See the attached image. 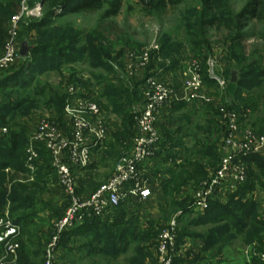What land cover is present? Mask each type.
<instances>
[{
	"label": "trees",
	"instance_id": "1",
	"mask_svg": "<svg viewBox=\"0 0 264 264\" xmlns=\"http://www.w3.org/2000/svg\"><path fill=\"white\" fill-rule=\"evenodd\" d=\"M23 1L0 0V52L3 51L9 39L13 18L20 16ZM121 1L38 0L42 17L37 20L29 19L28 25L24 29L25 34L29 35L32 32L35 34L34 43L31 45L28 57L21 58L24 62L20 68L11 71L7 76H0L1 126L9 129L8 119L12 114L18 113L21 116H28L31 110L39 104L38 98L41 99L45 107L53 110L57 116L63 114L67 99L66 91L65 93L62 91L53 92L47 85L41 86L37 83L32 88V81L36 76L54 71L61 73L60 68L62 66H71L80 62L88 63L93 69L102 68L105 72H110L109 63L107 64V62H110L113 58L114 47L106 41L101 33L93 31L86 37H82V34L71 26L60 28L55 24L58 18L84 13L102 12V19L114 18L120 12ZM185 1L159 0V7L160 9L167 6L175 8L184 4ZM190 18L195 19L192 23L186 19V27L188 36L191 39V51L196 59L199 58L203 61L211 52L207 29L219 27L228 32L230 43L227 45L224 60L232 68L227 67L225 79L227 89L231 95H234L237 103H233V108L239 113L250 111L255 114L256 107L259 106L260 102L264 103V92H257L264 84L261 81L264 78V70L260 61L256 59L248 61L246 59L244 42L248 37L247 30L250 23L253 21L257 23L264 22V0H249L246 7L237 15L232 14L225 0H201V10ZM17 35L21 43L22 41H28V36L22 39L21 37L24 34L17 32ZM167 47H171L169 42H165L161 46L160 53L162 56L166 52V57L179 52L177 48L174 51L166 50ZM116 56H119V53ZM170 65L169 71H174L175 68L180 67V61L171 62ZM233 71L238 74L236 84L230 82ZM202 75L206 86L213 88L215 83L209 79L205 64L202 67ZM108 82L110 81L103 78L99 79V83L102 84V92H104L102 96L113 107L112 112L121 114L119 115L120 118L125 121L129 117L123 115V112L131 105L132 99L135 97L129 93V90L115 87ZM130 119H132V121L130 120L132 123L127 127L123 126V132L116 136L117 139L124 140L126 136H129L127 129H131L134 124L133 118L130 117ZM205 125L208 127H198L200 133L214 137L218 135L214 123L206 122ZM12 126L17 125L12 124ZM18 128L19 131L9 130L6 137L0 138V216H2L4 206L9 202L11 204V219L23 228L24 225L26 226L27 221H31V223L34 221L31 216L36 211L31 208L35 206V203L30 205L32 200L26 196L22 184L20 185V182L13 177V173L25 172L23 153L25 145L27 147L28 143V135L24 131L25 126L21 127L19 125ZM163 142L164 139H162V145ZM38 154L43 166L48 168L50 166L49 154L42 147L39 149ZM181 157L177 165H175V159L170 154L162 158L164 165L170 162V167L167 171L169 179L162 183L163 198L159 204V209L163 211L164 217L178 210L183 211L182 217L188 216L184 227L179 229L177 245L182 244L186 238L194 242H200V244L198 243L200 254L194 255L191 252L187 255L186 258L189 264H221L214 261L225 246L221 242L223 239L230 241V239L232 240L237 236H245L246 242L249 243L257 240L260 245L259 251L263 252L264 243L260 242V233L264 230V223L255 214L257 206L247 198V194L256 188L255 182H259L261 177H264V157L254 155L244 159L245 164L249 167V177L246 183L241 186L237 193L228 198L226 204H222L216 199L212 201L203 215H191L188 210L191 204L188 205L187 201L178 200V198L183 188L189 184L196 188L206 179L207 168L211 170L217 167L221 158V145H208L205 142L197 143L191 150L185 152L184 157ZM254 168L258 173L255 174ZM5 171H8V173ZM43 171L45 169L41 167L39 173L36 174L37 177L44 176ZM5 179L10 181L11 187L8 197L3 189ZM98 187L99 185L93 184L92 187H89V190H96ZM164 207L170 208L169 214H164ZM17 212L22 213L15 216ZM125 216L124 212H119L112 224L103 223L100 218H91L83 225L64 233L58 246L66 247L73 237L87 238V243L82 248H87L93 244L103 245L102 249H98L99 251L93 249L91 255L100 254L115 260L117 256L125 254L128 247L134 244L136 246L134 256L126 264H146L145 262L148 260L153 261L150 249L148 250L141 245L155 242L164 218L149 221L146 230H142L137 219L126 220ZM207 225L210 226V229L203 235L190 231V228L196 229ZM229 234H232V236L229 237ZM18 241L20 244L22 243L20 239ZM196 247L194 245V248ZM213 250H215L216 255L211 254ZM19 253L24 254V249ZM3 254L4 248L0 245V258ZM190 255L192 256L190 257ZM21 259H23V256ZM251 264H264V262L255 257L252 259Z\"/></svg>",
	"mask_w": 264,
	"mask_h": 264
},
{
	"label": "built area",
	"instance_id": "2",
	"mask_svg": "<svg viewBox=\"0 0 264 264\" xmlns=\"http://www.w3.org/2000/svg\"><path fill=\"white\" fill-rule=\"evenodd\" d=\"M18 17L13 18V23ZM19 46L17 31L13 29L0 56V74L11 69L21 59ZM159 52L157 43L141 52H127L124 71L115 69L119 80L131 81L134 88L138 89L142 104L140 109L134 111L135 137L131 148L120 157L113 175L91 196L83 199L77 195L76 174L90 165L92 149L100 146L107 136L105 119L92 94L67 87L63 115L68 120V131L52 116L38 120L28 136L24 163L28 181L32 182L36 175L40 165L38 151L42 147L49 154L58 186L70 203L64 216L54 224V236L48 245L44 264H55V251L64 233L91 218L103 219L124 203L138 205L148 201L149 179L142 174L140 167L155 158L161 149L163 137L157 126L160 114L170 109L177 99L172 76L178 78L184 91V102L201 107L214 104V99L205 91L202 68L197 60H192L187 70L180 69L174 75L170 71L167 75L164 69L149 70ZM170 64L165 63L169 69ZM206 67L209 79L221 94L219 103L215 105V118L222 132L221 158L212 173L195 188L188 208L191 215H203L215 199L227 197L228 200L237 193L247 181L244 159L254 155L264 157V134L257 135L249 126H244L249 111L239 113L233 108L232 100L225 93L227 81L215 76L213 62L208 61ZM145 72L146 76L137 81V74ZM8 133L9 129L0 125V138L6 137ZM182 216L183 212L162 225L152 247L156 257L154 264H173ZM20 232V226L7 213L0 216V245L4 248L0 264H17Z\"/></svg>",
	"mask_w": 264,
	"mask_h": 264
},
{
	"label": "rangeland",
	"instance_id": "3",
	"mask_svg": "<svg viewBox=\"0 0 264 264\" xmlns=\"http://www.w3.org/2000/svg\"><path fill=\"white\" fill-rule=\"evenodd\" d=\"M226 4L229 8V10L232 12L233 15L239 14L247 5L249 0H225ZM201 10V0H186L184 4L177 6L175 8L172 7H166L163 9H160L159 7V0H122L121 1V9L119 14L110 19H102V12H96V13H84L79 15H71V16H64L62 18H58L56 20V26L57 27H66L71 26L78 32L82 34V37H86L89 33L96 31L101 33L106 41L108 43L112 44L114 47L113 51V58L110 62H107L108 67L110 68V72H105L102 68L93 69L90 67V65L86 62H80L75 65H66L62 66L61 73L57 72H47L41 76H36L34 80L32 81V88L35 86V84L47 85L53 92L56 91H62L65 93L67 87H73L74 89L78 90L79 92H85V93H93V100L98 104L100 107L103 117L105 119V122L108 120L109 122H116L121 123L123 126H128L131 124L133 118L134 122V111L133 108L136 103L139 102L140 95L138 92H136L133 88L134 85H132V82L127 80H119L118 74L115 72V69L118 71L123 72L124 71V65H125V55L127 52L130 51H136L141 52L148 48L150 45H153L157 43L160 47L165 43L169 42L170 48H165L166 50L170 49L169 51H174L176 48L179 50V52L176 54H172L170 57H166L167 54L164 53L162 56L159 52V56L155 58V66L158 67V70L160 68V63H166V62H174V61H180V67L175 68L174 71H172L173 75L175 71H178L180 69L187 70L189 67V63L192 60H197L199 64L201 65V68L204 66H207L208 61L214 63L213 72L215 76L220 77L222 79H225V73L227 67L231 69L232 67L229 66L225 60V51L227 49V45L230 43L229 41V34L226 30L219 27H213L207 29V38L211 45V52L209 54L210 57H206L205 60H199L196 59L191 51V39L188 36V29L186 27L187 21L192 23L195 18L192 17L193 14L198 13V11ZM59 13V12H58ZM42 17V10L41 6L38 3V0H24L22 2V11L20 13V16L18 17V20L13 23L11 22L10 31L15 29L18 33L24 34L21 38H25L28 36V41H22V43L18 40L20 46L23 43H27L28 47H31V45L34 43V32L28 34L24 33V29L27 27V23L29 22V19H40ZM187 19V21H186ZM22 25V26H21ZM247 40L244 42V50L247 55L248 61H252L254 59L260 61L262 64V69L264 70V22L263 23H257V22H251L250 26L247 30ZM119 56H116L118 55ZM2 52H0V55ZM29 54V52H28ZM166 58H165V57ZM219 56V59H217L216 64V57ZM166 59V60H165ZM23 60L19 59L16 64L9 69L8 72L4 73L3 75L0 74V76H7L11 71H15L16 69L20 68L23 64ZM223 66L222 70L218 69V65ZM113 63V64H112ZM160 64V65H159ZM113 65V66H112ZM207 68V67H206ZM152 69L150 66L149 70ZM237 69V68H236ZM152 70V71H153ZM224 71V72H222ZM218 72V73H217ZM223 74V76H220ZM74 77V78H73ZM174 81V85H179L178 78L176 75L172 76ZM73 78V79H72ZM103 78L106 80H109L110 84H113L115 87H121L125 90H129V93L132 94L135 98L132 99L131 105H129L126 110L123 112V115H128L129 118H127L125 121L124 119H121L119 115L114 113L113 115H106L105 109L110 108L109 110L112 111L113 107L109 104V101L107 99L103 98L102 96V87L101 83H99V79ZM166 79V78H165ZM72 80V82H71ZM264 83V78L261 80ZM175 88V87H174ZM205 91L210 95V97H213L214 100L219 101L220 98V92L218 91L217 87L208 88L206 86ZM209 91V92H208ZM259 92H264V84L262 85ZM226 95L230 98V93L228 89L225 90ZM2 99V96L0 95V100ZM39 104L36 105V108L31 110L30 114L28 116H21L18 113L10 115L9 121V130L11 131H19L20 129L18 126L20 125L25 126V134L28 136L31 135L33 132L36 122L41 119H47L53 116L52 113H54L53 110L48 109L45 107L41 99L38 98ZM216 105V104H215ZM214 106V105H213ZM212 106V108H213ZM209 110L210 108L207 107ZM256 114H258V122L257 125L261 127L264 123V103L260 102L259 106L256 107ZM59 119V125L64 129L65 123L62 121L63 118L66 119V117L60 115L58 116ZM57 118V116L53 117ZM120 118V119H119ZM67 120V119H66ZM120 120V122H119ZM131 120V121H130ZM68 121V120H67ZM12 124H16L17 126H12ZM64 125V126H63ZM204 128H207L208 126H201ZM258 127V130L260 129ZM127 132L129 133V136H126L123 140L122 147L119 150V157H112L109 156V161H107L106 165L108 167L100 168V166L97 168L95 167V171L88 170L87 172L83 173L84 177L90 176L92 178V181H94V184L103 181L104 179H108L113 175L114 169L120 159L124 154V152H127L134 140V124L132 125L131 129H127ZM259 135L261 132H257ZM264 134V133H263ZM262 135V134H261ZM163 136V135H162ZM164 138V137H163ZM111 138L109 139V141ZM108 142V141H107ZM192 145V144H191ZM191 145H189L191 147ZM26 145L24 148V159H26ZM182 158V157H181ZM96 159V158H95ZM95 162V161H94ZM38 166V170L36 172L39 173V169L43 167L45 171H43L42 177L35 175L32 182L28 181V177L26 173H18L14 174L13 177L15 180H18L19 183L23 189L26 191V196L32 200V203L30 205L35 206L31 207L32 209H35V213L32 218H34V221H27L26 226L24 225L23 228H21L20 241L18 243L20 244V249H24V254H21L18 252L17 254V264L19 263L21 257H25L28 254H31L30 257L27 258V264H44L45 254L48 249V245L50 244L51 238L54 236V224L59 221L66 211L68 210L70 203L69 199L64 195L60 187L58 186L57 181V175L55 170L50 166L45 168L43 166V162H41ZM95 164H93L94 167ZM247 167V178L249 177V167ZM207 171V177L212 173L213 169H206ZM256 173L257 170H253ZM6 172V171H5ZM79 172H77L76 176L78 177ZM7 173V172H6ZM20 174V175H19ZM206 177V178H207ZM106 182V181H105ZM10 181L8 179H5L3 183V189L5 190L6 196L8 197L11 192L10 187ZM90 186L87 187L89 189ZM255 189L252 192H249L247 194V198L251 200L256 206V215L258 216V219L264 223V177H261V180L255 182ZM185 192L183 194L179 195L178 200L187 201L188 205L192 203L194 191L195 188L189 184L187 187H185ZM87 190H83L85 192ZM80 198H87L88 195H84L83 193L78 195ZM246 199V197H245ZM159 203V202H158ZM149 201L148 203L144 204H138L135 209H137V212H140V216L142 217L139 222H142V224L146 223V221L151 220H158L160 218H164L162 220L161 225H166L169 221H171L175 216L183 211H176L175 213H171L167 217H164L162 214L163 211H160L159 204ZM158 205V206H157ZM164 214L170 213L169 207H164ZM10 209L11 204L9 202L6 203V205L3 208L2 214H8L10 218ZM34 212V211H32ZM22 212H17L15 216L21 215ZM167 218V219H166ZM186 218L188 216L182 217V220L179 225L180 227H184V223L186 222ZM192 232L197 234H205L207 230L210 229V226H203L200 228H190ZM23 234V235H22ZM232 236V234H229V237ZM261 240L260 242L264 243V230L262 233H260ZM246 237L244 236H237L234 239H223L221 242L222 245H225L222 249L219 255L215 257V263H221V264H251V261L253 258H258L260 261L264 262V251H259L260 245L257 240L255 242L249 243L246 242ZM193 243H199L200 242H193ZM181 245V244H180ZM180 245H177V255L175 256V259L173 261V264H189V261L185 255V253L180 254ZM192 245V244H191ZM19 249V251H21ZM200 254L199 247L197 248ZM215 250L211 252V254H215ZM151 254L153 256V261L148 260L149 264H154L156 257L155 254L151 251ZM22 255V256H21ZM59 255V254H58ZM180 255V256H179ZM185 255V256H184ZM55 264H73L72 261H69L67 258H57L55 255ZM58 259V260H57ZM191 260H193L191 258ZM190 260V261H191ZM124 260L120 259L119 264H121ZM116 263V264H118ZM77 264H105L104 259H94L89 261H81Z\"/></svg>",
	"mask_w": 264,
	"mask_h": 264
},
{
	"label": "crops",
	"instance_id": "4",
	"mask_svg": "<svg viewBox=\"0 0 264 264\" xmlns=\"http://www.w3.org/2000/svg\"><path fill=\"white\" fill-rule=\"evenodd\" d=\"M217 59L220 60L221 57L220 59H219V56L216 57V64H217ZM154 64L155 62L151 64L152 69H157L158 67H156ZM160 64H159L160 69H164L167 75L170 74L169 68L165 65V63L163 64L160 63ZM218 69L219 70L223 69L221 62H220V65H218ZM144 76H146V72L144 74L138 73L136 76V80L140 81L142 78H144ZM220 76H223L221 72H220ZM174 87L176 90L177 99L173 103L170 109H166L162 111V113L160 114L158 124H157L158 129L160 130L161 134L164 137L163 145L161 146V149L158 152L161 154L159 156L156 155L155 158L149 160L147 163H145L144 165L140 167V171L142 172V174L147 179H149V186H148L149 199L147 203L149 201L151 202L155 201V203L159 202L158 204H160L162 201V198H163L162 183H164L165 181L169 179V174L167 171H168V167H170L169 166L170 162H167L166 165L163 164V160H162L163 157H166L169 154L172 155L173 158L175 159V165H177L180 162L181 156L184 157L185 152L187 150H191L192 147H194V145L197 143L205 142L208 145H217V146L221 145L222 143V132L215 118V115H216L215 114V108H216L215 104H218L219 101L214 100V104H213L214 106L213 105L207 106L210 108V110L205 106L201 107L193 103H186L182 100L184 98V91L182 90L180 84L174 85ZM135 91L138 92L140 97H139V102L136 103L133 108L135 110H138L141 108V104H142L141 94L138 91V89H136ZM91 94L93 95V93ZM230 99L232 100L233 103L234 102L236 103L234 95H231ZM109 109L110 108L105 109V114L107 113L106 115H113L114 113L110 111L111 109L110 110ZM52 114H53V117L57 116L55 112ZM62 116L64 115L62 114ZM258 118H259L258 114L256 113L252 114L249 111L248 121L244 123V126H249L251 129H253L254 133L257 135H259L257 133L259 131L261 132V134L264 133V123L261 127H259L257 125ZM57 120L59 122L61 119H59V117L57 116ZM108 120L109 119H107L106 121L107 136H106L105 141L100 146L92 149L90 165L86 169L81 170L79 172V175L77 177L78 179L77 180V186H78L77 195H80L83 193L84 195L91 196L93 193H95L97 189H99L105 183V181L109 179V178L108 179L106 178L103 181H99L95 183L99 185V187L96 190H93V189L89 190L87 189V187L88 186L92 187L94 184V181H92V178L90 176L84 177L83 173L87 172L88 170L95 171V167L98 168L99 166L100 168H103V166L108 167L106 163L110 159L109 156H112V157L114 156L117 158L119 157V150L122 147L123 140L117 139L116 136H118L119 134L123 132V127L121 123H116V122L108 123ZM62 121L65 123L64 130L68 131L69 127H68V123L66 119L63 118ZM206 122L214 123L216 125V129L218 133V135L216 134L217 136L214 137V136H209V135L200 133L198 127L205 126ZM258 127L260 128L259 130H258ZM110 138L111 140L109 141ZM189 145H191V147ZM40 164H42L41 161H40ZM93 164H95L94 167H93ZM83 190H87V191L83 192ZM185 190L186 189L183 188L180 194H183ZM219 201L222 204H226L227 197H221ZM136 206L137 205H134V204L131 205V204L124 203L120 206V208L117 211L110 213L105 218H103L102 222L112 224L119 212L125 213L126 220L137 219L139 221L141 220L142 217L139 214L140 212L136 211L137 210L135 209ZM148 222H149L148 220L144 224H142V222H139L140 229L146 230ZM193 242L194 241L191 239H188V238L184 239V241L180 245V252H181L180 254L183 255V253H185L187 257L188 254L193 252L194 255H198L199 251L197 248L200 246L198 243H193ZM86 243H87V238H81V237L74 238L73 237L69 245H67L66 247L58 246L55 251V255L57 258L65 257L69 259V261H72L73 264H77L83 260L89 261V260H94L97 258L104 259L105 264H116L119 262L120 259H123L124 261L121 264H126L127 261L134 256V252L136 249V246L132 244L128 247L125 254H121L117 256L115 260H112L100 254L91 255V252L93 251V249H96L97 251H99L98 249H102L103 245L98 246L97 244H93L87 248H82V246L85 245ZM153 243H146V244H142L141 246L146 247L148 250L150 249V251H152ZM194 245H196L197 247L194 248ZM30 255L31 254H28L25 257H30ZM191 256L192 255H190V257ZM25 257H23V259H21L22 261L20 260L18 264H27V258ZM145 263L149 264L148 261H146Z\"/></svg>",
	"mask_w": 264,
	"mask_h": 264
},
{
	"label": "water",
	"instance_id": "5",
	"mask_svg": "<svg viewBox=\"0 0 264 264\" xmlns=\"http://www.w3.org/2000/svg\"><path fill=\"white\" fill-rule=\"evenodd\" d=\"M31 47H28L27 46V43H23L20 47V50H19V56L22 58V59H25L28 57V52L30 51ZM237 80H238V74L237 72L233 71L231 73V84H236L237 83Z\"/></svg>",
	"mask_w": 264,
	"mask_h": 264
}]
</instances>
